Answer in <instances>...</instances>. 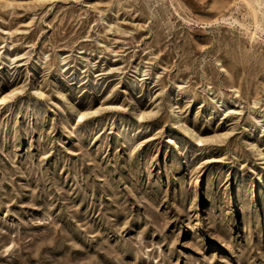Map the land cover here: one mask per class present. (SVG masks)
Returning <instances> with one entry per match:
<instances>
[{
	"label": "rangeland",
	"instance_id": "1",
	"mask_svg": "<svg viewBox=\"0 0 264 264\" xmlns=\"http://www.w3.org/2000/svg\"><path fill=\"white\" fill-rule=\"evenodd\" d=\"M1 97L0 264H264V0H0Z\"/></svg>",
	"mask_w": 264,
	"mask_h": 264
},
{
	"label": "bare ground",
	"instance_id": "2",
	"mask_svg": "<svg viewBox=\"0 0 264 264\" xmlns=\"http://www.w3.org/2000/svg\"><path fill=\"white\" fill-rule=\"evenodd\" d=\"M2 100H3V98L1 97V98H0V101H2ZM175 107H177L176 104H173V105L171 106V111H170L171 113H174V111H175Z\"/></svg>",
	"mask_w": 264,
	"mask_h": 264
}]
</instances>
